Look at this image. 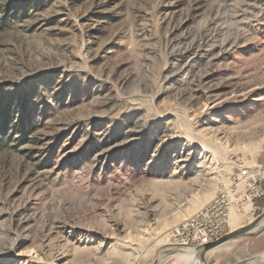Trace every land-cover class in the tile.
<instances>
[{
  "label": "rangeland",
  "instance_id": "374dc122",
  "mask_svg": "<svg viewBox=\"0 0 264 264\" xmlns=\"http://www.w3.org/2000/svg\"><path fill=\"white\" fill-rule=\"evenodd\" d=\"M243 164L264 0H0V264H186L181 225Z\"/></svg>",
  "mask_w": 264,
  "mask_h": 264
},
{
  "label": "built area",
  "instance_id": "2783aa9c",
  "mask_svg": "<svg viewBox=\"0 0 264 264\" xmlns=\"http://www.w3.org/2000/svg\"><path fill=\"white\" fill-rule=\"evenodd\" d=\"M263 178L264 165H238L233 178L220 184L216 196L181 225L182 242L194 248L232 231L231 211L242 212L254 198L264 197Z\"/></svg>",
  "mask_w": 264,
  "mask_h": 264
},
{
  "label": "crops",
  "instance_id": "0c3cea01",
  "mask_svg": "<svg viewBox=\"0 0 264 264\" xmlns=\"http://www.w3.org/2000/svg\"><path fill=\"white\" fill-rule=\"evenodd\" d=\"M264 186V183H263ZM255 204H253V202H249L247 203L244 207H247L248 213L249 210L252 212L255 209H262L261 204L264 203V197L262 198H255ZM243 207V209H244ZM247 215V214H246ZM241 216H237V219H240ZM238 222V221H237ZM264 232L261 233L260 235L253 237L252 239H250L249 241H245L244 243L240 244L237 243L239 240L235 239L232 241H229L227 243H225L224 245L207 252L206 254V262L207 264H221L223 261L227 262V264H237L239 262H241L243 259H245L248 256L254 255L256 253H259L261 251L264 250V246L261 248H256V244L259 242V237L263 236ZM230 242H235V249L233 251H229V247L228 244ZM223 252H222V251ZM221 251V254L219 253ZM235 255V260H233L232 262H228L225 260V258L228 257H233Z\"/></svg>",
  "mask_w": 264,
  "mask_h": 264
},
{
  "label": "water",
  "instance_id": "95a60500",
  "mask_svg": "<svg viewBox=\"0 0 264 264\" xmlns=\"http://www.w3.org/2000/svg\"><path fill=\"white\" fill-rule=\"evenodd\" d=\"M263 216L264 214L260 215L255 221L241 227L240 229L232 230L213 241L195 246L194 249L198 251L199 259L201 260L202 264H207L205 258L207 252L212 251L229 241L241 238L246 234H251L252 236L259 235L261 230L256 229V226ZM154 264H157V262H155ZM237 264H264V250L254 255L246 257Z\"/></svg>",
  "mask_w": 264,
  "mask_h": 264
},
{
  "label": "bare ground",
  "instance_id": "6f19581e",
  "mask_svg": "<svg viewBox=\"0 0 264 264\" xmlns=\"http://www.w3.org/2000/svg\"><path fill=\"white\" fill-rule=\"evenodd\" d=\"M202 151H203V155L204 154H207L208 150L205 146H202ZM211 152V151H210ZM201 201H199L198 199L197 200H194V203H193V208H192V211H195L197 210L200 206H201ZM192 207V206H191ZM248 210H246L245 212H247ZM244 213V210L240 213L237 214V216H241L243 215ZM252 214V210L250 211L249 210V215ZM264 226V216L259 220V222L257 223V226H256V229H261V227ZM182 255V257L184 258L186 264H202L201 260L199 259V253L198 251H196V249L194 248H188V249H185V250H182V252H180Z\"/></svg>",
  "mask_w": 264,
  "mask_h": 264
}]
</instances>
